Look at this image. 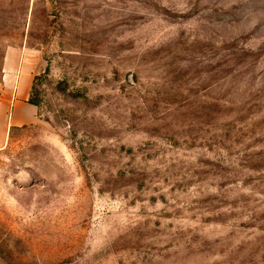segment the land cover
Returning <instances> with one entry per match:
<instances>
[{
    "label": "rangeland",
    "instance_id": "374dc122",
    "mask_svg": "<svg viewBox=\"0 0 264 264\" xmlns=\"http://www.w3.org/2000/svg\"><path fill=\"white\" fill-rule=\"evenodd\" d=\"M7 59L0 264H264V0H0Z\"/></svg>",
    "mask_w": 264,
    "mask_h": 264
},
{
    "label": "crops",
    "instance_id": "0c3cea01",
    "mask_svg": "<svg viewBox=\"0 0 264 264\" xmlns=\"http://www.w3.org/2000/svg\"><path fill=\"white\" fill-rule=\"evenodd\" d=\"M17 62L5 60L0 74V150L14 127L32 123L37 114V106L30 102L32 71Z\"/></svg>",
    "mask_w": 264,
    "mask_h": 264
},
{
    "label": "trees",
    "instance_id": "16d2710c",
    "mask_svg": "<svg viewBox=\"0 0 264 264\" xmlns=\"http://www.w3.org/2000/svg\"><path fill=\"white\" fill-rule=\"evenodd\" d=\"M30 102H31L32 104H36V102H35L34 100H32V99H30Z\"/></svg>",
    "mask_w": 264,
    "mask_h": 264
}]
</instances>
